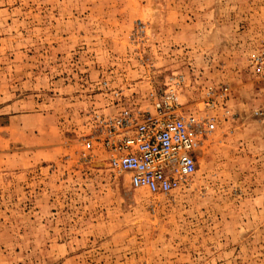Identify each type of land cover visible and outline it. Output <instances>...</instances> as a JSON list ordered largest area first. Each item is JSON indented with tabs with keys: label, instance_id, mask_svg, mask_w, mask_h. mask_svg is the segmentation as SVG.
Masks as SVG:
<instances>
[{
	"label": "rangeland",
	"instance_id": "obj_1",
	"mask_svg": "<svg viewBox=\"0 0 264 264\" xmlns=\"http://www.w3.org/2000/svg\"><path fill=\"white\" fill-rule=\"evenodd\" d=\"M263 49L264 0H0V264H264ZM177 80L197 115L226 86L219 121L184 185L131 188L85 139Z\"/></svg>",
	"mask_w": 264,
	"mask_h": 264
},
{
	"label": "built area",
	"instance_id": "obj_2",
	"mask_svg": "<svg viewBox=\"0 0 264 264\" xmlns=\"http://www.w3.org/2000/svg\"><path fill=\"white\" fill-rule=\"evenodd\" d=\"M249 67L261 84V99L252 114L264 121V49L250 56ZM179 82L155 97L152 111L122 108L111 118L98 116L95 131L85 139L86 150H92L96 140L101 143L108 166L125 173L131 188L167 194L184 185L196 170V152L204 137L219 121L213 110L218 96L228 97L226 86L209 91L204 113L197 115L180 110L175 89Z\"/></svg>",
	"mask_w": 264,
	"mask_h": 264
},
{
	"label": "bare ground",
	"instance_id": "obj_3",
	"mask_svg": "<svg viewBox=\"0 0 264 264\" xmlns=\"http://www.w3.org/2000/svg\"><path fill=\"white\" fill-rule=\"evenodd\" d=\"M199 150V149H198ZM197 153V152H196Z\"/></svg>",
	"mask_w": 264,
	"mask_h": 264
}]
</instances>
